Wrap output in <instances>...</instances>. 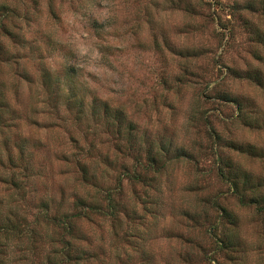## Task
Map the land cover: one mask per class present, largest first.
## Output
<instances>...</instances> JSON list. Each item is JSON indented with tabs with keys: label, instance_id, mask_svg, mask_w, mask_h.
<instances>
[{
	"label": "rangeland",
	"instance_id": "1",
	"mask_svg": "<svg viewBox=\"0 0 264 264\" xmlns=\"http://www.w3.org/2000/svg\"><path fill=\"white\" fill-rule=\"evenodd\" d=\"M263 2L0 0L15 13L4 20L14 35L0 33V228L35 230L0 232V264H49L60 248L44 212L76 215L81 204L106 214L76 219L72 264H264V215L217 171L223 160L264 178V158L227 147L264 153V89L238 78L264 74L252 27L264 33ZM94 104L124 122L95 117ZM162 147L166 167L154 171ZM215 231L233 246L220 249Z\"/></svg>",
	"mask_w": 264,
	"mask_h": 264
},
{
	"label": "trees",
	"instance_id": "2",
	"mask_svg": "<svg viewBox=\"0 0 264 264\" xmlns=\"http://www.w3.org/2000/svg\"><path fill=\"white\" fill-rule=\"evenodd\" d=\"M264 4V2H263ZM15 15L14 11H12L8 6H0V33L11 36L14 35L11 30H9L5 24V19H11ZM254 33L256 36L259 37L260 41L264 42V33L263 31L257 26L254 27ZM0 56H5V50L3 48L2 43L0 42ZM46 82L45 85L49 86V83H53L50 80V75L46 74L45 76ZM238 78L245 79L253 82L256 86L260 87L261 89H264V74L261 71H248L246 73H238ZM60 87V84H58ZM218 100L222 101L224 103H233L238 107V113L240 119L249 125L254 126L255 124L253 122L248 121V118L246 115L243 114V109L245 106L242 104V102L238 98H233L229 96L228 94H219ZM71 105H78L77 109L80 114L85 113V104L83 100H80L79 103H75L72 97L69 100ZM105 106L102 108L98 104H94L93 107V115L95 117L100 116V112L102 111L104 113V117L108 120L112 119L118 123L124 122V114L122 112H117V114L114 116L112 114V111L110 110V107L108 104H104ZM216 142L218 141L221 146H226V142L223 138L219 136V134L216 133L215 136ZM232 150H235L237 152L243 153V154H249L251 157L263 159L264 153L257 150L255 147H248L245 149V147L240 146L236 143H231L229 146ZM166 151L168 152L167 148L162 147L155 155H151L148 159L149 166L154 171H159V168L166 167V164H161L162 156L166 154ZM184 156L183 152H178V157ZM220 159V158H219ZM222 160V159H220ZM219 179L227 184L230 188V191L232 193L233 198L237 199L239 204L243 207H251L255 206L258 209V212L262 215H264V178H257L253 174L248 173L246 171H243L241 168H237L232 166L230 162L220 163L219 168L217 169ZM113 193L108 194V215L115 217L117 215L116 209L117 206L113 201ZM207 204H211L212 207H216L221 216H223V219H227L230 224H232L234 227L237 225V217L229 211L228 209L222 208L219 205L218 201H209ZM84 210L82 212H79L76 215L71 214H59L56 216H51L49 214L48 210L44 212L43 219L47 226L50 228L52 227V230L54 231L55 236L53 237V241L55 245H57L60 249L55 250L53 252V256H50L48 259L49 264H72L75 261L79 260L78 255L79 253L75 250V244L74 239H77V229H76V219H80L85 214V209L90 208L92 212H98L102 214H106L102 208L98 206H86V204L80 205ZM118 212V211H117ZM15 227H4L1 226L0 232L1 233H7L8 239H11L12 236L16 235H31L32 233H35V230H24L20 228L18 225H14ZM213 227V226H212ZM217 239V243L219 245V248H226V247H232L233 241L231 240L230 234L223 233L220 238H218V234L215 231V234L213 235ZM55 237V239H54ZM4 246V245H3ZM2 246H0L1 248ZM5 247V246H4ZM57 248V247H56Z\"/></svg>",
	"mask_w": 264,
	"mask_h": 264
}]
</instances>
